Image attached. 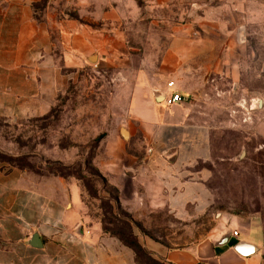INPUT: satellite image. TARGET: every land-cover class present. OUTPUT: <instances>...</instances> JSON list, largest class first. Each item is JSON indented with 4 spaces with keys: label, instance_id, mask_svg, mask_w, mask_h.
Wrapping results in <instances>:
<instances>
[{
    "label": "crops",
    "instance_id": "1",
    "mask_svg": "<svg viewBox=\"0 0 264 264\" xmlns=\"http://www.w3.org/2000/svg\"><path fill=\"white\" fill-rule=\"evenodd\" d=\"M43 2L0 0L2 120L48 115L66 78L61 63L82 67L84 61H121L113 52L120 39L106 38L98 27H62L61 21L37 18L36 7ZM200 26L204 33L196 38L189 37L185 27L176 28L181 31L161 52L140 55L126 115L114 135L124 163L114 161L110 167L117 173L129 166L142 175L144 196L160 199L166 214L184 227L194 229L201 220L212 223L209 229L183 247L133 233L143 251L141 263L118 238L81 219L76 202L82 190L77 182L28 173L0 161V264H264L261 220L224 212L210 187L212 130L201 103L216 86L212 82L226 81L227 40L225 31L221 38L226 24L201 21ZM108 45L111 53L104 57L102 49ZM173 94L181 101L167 105ZM122 127L126 139L120 134ZM114 187L121 190L119 184ZM33 233L40 238L37 247L29 239ZM240 241L257 251L246 248V255L237 253L233 246Z\"/></svg>",
    "mask_w": 264,
    "mask_h": 264
},
{
    "label": "rangeland",
    "instance_id": "2",
    "mask_svg": "<svg viewBox=\"0 0 264 264\" xmlns=\"http://www.w3.org/2000/svg\"><path fill=\"white\" fill-rule=\"evenodd\" d=\"M36 15L61 21L62 27H98L106 38L114 35L124 44L113 51L121 61L61 63L66 78L47 116L0 119L3 164L77 182L81 219L125 244L139 232L171 247L198 240L212 223L199 220L194 229L184 227L166 214L160 199L144 196L142 175L129 166L112 171V162L124 163L114 135L125 118L142 53L161 52L181 31L176 28L185 27L196 38L204 33L201 21L226 24L221 30L227 40L226 81L212 82L216 86L201 103L212 130L210 187L221 210L256 217L264 227V0H44ZM102 50L104 57L111 53L109 45ZM138 258L144 262L141 253Z\"/></svg>",
    "mask_w": 264,
    "mask_h": 264
},
{
    "label": "water",
    "instance_id": "3",
    "mask_svg": "<svg viewBox=\"0 0 264 264\" xmlns=\"http://www.w3.org/2000/svg\"><path fill=\"white\" fill-rule=\"evenodd\" d=\"M91 59H94V57H92ZM260 106H261V103H260V101H259V102L257 103V107H260ZM120 134H121V136H122L124 139L127 138L126 131H125V129H124L123 127L120 129ZM29 239H30V242H31V243L35 244V247L39 246V245H37V243L40 242V238L38 237V235H37L36 233H33V234L30 236ZM246 248L250 249L251 251H249V252H251V253L254 252V251H257V249H258L256 246H254V245H252V244H248V243L242 242V241H240V242L234 244V246H233V249H234L237 253H240V254H242V255H246V254H247L246 251H245Z\"/></svg>",
    "mask_w": 264,
    "mask_h": 264
},
{
    "label": "trees",
    "instance_id": "4",
    "mask_svg": "<svg viewBox=\"0 0 264 264\" xmlns=\"http://www.w3.org/2000/svg\"><path fill=\"white\" fill-rule=\"evenodd\" d=\"M46 116H47V115H46ZM111 236L116 237L115 235H111ZM130 236H131V239H133V242L130 243V244H125V243H123V241H122L121 239H119L118 237H116V238H118L123 244H125L126 246H128L129 248H131V249L136 253V256H137L138 262H140V261H139V258H138V254H139V253L143 254V251H142L141 248L139 247L138 243L136 242V239L132 236V234H131Z\"/></svg>",
    "mask_w": 264,
    "mask_h": 264
},
{
    "label": "built area",
    "instance_id": "5",
    "mask_svg": "<svg viewBox=\"0 0 264 264\" xmlns=\"http://www.w3.org/2000/svg\"><path fill=\"white\" fill-rule=\"evenodd\" d=\"M172 86H173V83H169V87H172ZM180 101H181V96L179 94H173L170 98H168L166 100V104L167 105H172V104L178 103ZM233 236H235V237L237 236V232L236 231L233 232Z\"/></svg>",
    "mask_w": 264,
    "mask_h": 264
},
{
    "label": "bare ground",
    "instance_id": "6",
    "mask_svg": "<svg viewBox=\"0 0 264 264\" xmlns=\"http://www.w3.org/2000/svg\"><path fill=\"white\" fill-rule=\"evenodd\" d=\"M93 60V59H92ZM128 135V134H127Z\"/></svg>",
    "mask_w": 264,
    "mask_h": 264
}]
</instances>
